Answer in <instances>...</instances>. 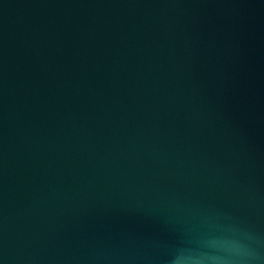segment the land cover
Listing matches in <instances>:
<instances>
[{
	"label": "water",
	"instance_id": "1",
	"mask_svg": "<svg viewBox=\"0 0 264 264\" xmlns=\"http://www.w3.org/2000/svg\"><path fill=\"white\" fill-rule=\"evenodd\" d=\"M0 264H264V0H0Z\"/></svg>",
	"mask_w": 264,
	"mask_h": 264
}]
</instances>
